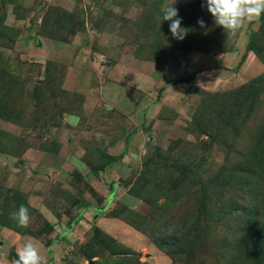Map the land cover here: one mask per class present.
I'll use <instances>...</instances> for the list:
<instances>
[{
  "label": "rangeland",
  "instance_id": "obj_1",
  "mask_svg": "<svg viewBox=\"0 0 264 264\" xmlns=\"http://www.w3.org/2000/svg\"><path fill=\"white\" fill-rule=\"evenodd\" d=\"M202 3L0 0V264H264V14Z\"/></svg>",
  "mask_w": 264,
  "mask_h": 264
},
{
  "label": "clouds",
  "instance_id": "obj_2",
  "mask_svg": "<svg viewBox=\"0 0 264 264\" xmlns=\"http://www.w3.org/2000/svg\"><path fill=\"white\" fill-rule=\"evenodd\" d=\"M174 3L163 10V21H169V30L174 39L183 41L191 29L182 26V17L173 6ZM202 8L214 18L215 24L224 29L227 34H235L242 30L247 23L259 20L264 14V0H203ZM200 28L206 29L203 18L197 20ZM12 218L19 226L28 227L30 222L29 209L24 205L13 212ZM15 264H47L39 248L31 241L24 243L17 253Z\"/></svg>",
  "mask_w": 264,
  "mask_h": 264
},
{
  "label": "trees",
  "instance_id": "obj_3",
  "mask_svg": "<svg viewBox=\"0 0 264 264\" xmlns=\"http://www.w3.org/2000/svg\"><path fill=\"white\" fill-rule=\"evenodd\" d=\"M250 32L248 33V37L250 36ZM243 57H244V54H242L241 56H240V58H239V61L236 63V65H239V63L241 62V60L243 59ZM181 79H179V81H180ZM117 157H118V155L117 156H111L107 161H106V163L108 164V163H110V162H113V161H115V160H117ZM110 187L112 188V184L110 185Z\"/></svg>",
  "mask_w": 264,
  "mask_h": 264
}]
</instances>
